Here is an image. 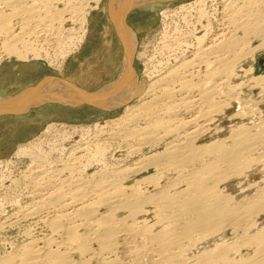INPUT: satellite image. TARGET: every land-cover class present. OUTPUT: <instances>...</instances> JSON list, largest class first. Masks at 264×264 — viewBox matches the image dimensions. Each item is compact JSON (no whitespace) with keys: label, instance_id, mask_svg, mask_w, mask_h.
<instances>
[{"label":"bare ground","instance_id":"6f19581e","mask_svg":"<svg viewBox=\"0 0 264 264\" xmlns=\"http://www.w3.org/2000/svg\"><path fill=\"white\" fill-rule=\"evenodd\" d=\"M60 1H65V6L55 8ZM167 1L173 0H107L108 14L124 48L121 70L112 82L87 90L71 80L46 76L44 82L17 93H0V115L22 114L53 102L67 106L89 103L106 110L124 107L117 117L94 123V129L81 127V132L93 131L95 137L84 147L78 144V149L89 154L85 162L84 155L68 151L73 150L68 147L71 141L61 144L55 138L51 142L45 135L19 144L10 160L0 161V167L15 159L29 161L19 173L27 181L21 183L25 192L0 198V212L5 211L6 203L16 204L14 212L0 219V234L21 227L25 239L0 254V264H128L120 256V237L139 227L140 223L135 222V227L130 226V214H137L139 209L143 212L142 203L151 200L158 204L162 220L178 224L177 229L162 228L164 232L158 233V251L155 249L162 264H264V186L252 195L240 194L242 198L238 199L219 190L222 180L217 186L214 179L219 174L225 177L226 171L237 175L251 161H261L263 124L257 123L262 130L258 127L261 132L256 133L243 124L230 137H223L225 130L212 128L213 113H221L220 104L226 101L222 97L238 102L235 115L247 112L242 98L234 96L236 85L232 83L243 68L238 70L237 59L245 53L242 49L249 46L251 38L262 39L251 50L264 47V0H186L174 9L166 8L162 12L165 21L168 18L176 22L162 28L156 51L158 62L139 80L133 66L138 35L128 19L141 5ZM102 3L103 0H0V52L22 61H43V56L36 55L44 53L50 68L61 69L86 38L90 10ZM70 19L75 24L67 28L64 25ZM260 78L255 77L257 83ZM226 106L230 107L231 101H226ZM52 130L59 128L49 124L45 132ZM122 151L124 154L118 153ZM95 165L101 168L92 171ZM150 169L154 174L172 170L182 174L179 182L178 177L171 185L167 181V187L143 199L139 190L157 181V177L150 174L135 181L132 177ZM181 183L185 187L177 191ZM175 187V191L168 190ZM25 193L29 200L22 203ZM124 211L131 213L120 217ZM226 227L233 230L239 244L224 241ZM190 237H196L197 243L187 245L183 239L192 240ZM189 247L200 252L194 256L195 263L183 259Z\"/></svg>","mask_w":264,"mask_h":264},{"label":"rangeland","instance_id":"374dc122","mask_svg":"<svg viewBox=\"0 0 264 264\" xmlns=\"http://www.w3.org/2000/svg\"><path fill=\"white\" fill-rule=\"evenodd\" d=\"M183 1H186V0H173V1H167V3L166 2H161V3L157 2L154 4L141 5V6H139L133 10V14L131 15V17L128 20L130 21V24L135 28V31L137 32V35H138V43H137L135 54H134L133 66L137 72L139 80L143 79L145 77L146 73H148V69H149V71H151L153 68V65L158 62L157 58H159V56H158L157 52L159 51V48H157V47H159L158 45H159V42L161 41V37H162L161 33L165 29V25L166 26H168V25L174 26V23L176 22L174 19L170 20L168 18H166V21H165L163 15H162L163 14L162 12L166 8L167 9H174L177 5H179ZM64 6H65V1H60V2L55 3V8L56 7L57 8H63ZM90 11L91 12L88 15V19L90 21L88 20L89 25H88V32H87L86 38L84 39V42L81 43L79 48H76L77 50L74 49L70 53L68 58H66L67 62H65V64L62 66L61 69H56V68H52V67L50 68V66L47 65V63L45 62V61L48 62V59L44 55V53H42L41 55H36V56H38V57L40 56L39 58H41L43 56L42 58H44L45 60L43 59V61L42 60L41 61L43 63H45L46 66H44V67H46L48 74L56 76V77H65L66 79H68L67 77H71L75 80L83 81L85 86L88 88H98V87L102 86L103 84L113 80L117 76V74L120 70V66L122 65V61H123V57H124V53H123L124 48L122 45L123 43H120V41L118 40L117 33L113 30V26H112L113 21L109 18V15H108L107 0H103V3L98 8L90 10ZM72 21L73 20L70 19L69 21H67L65 23L64 26L67 28H71V26L74 27L73 24H75V22H72ZM172 21H174V23ZM162 28H163V30H162ZM261 42H262L261 38L254 36L253 38H251V41L248 44L249 46H247V47L245 46L244 47L245 49L244 48L242 49V53H243V51H245V53L242 54L241 56H239L240 59L238 58L237 59L238 61L236 63H237V65H239L238 70L241 66L243 68L241 67L242 71L241 70L239 71L240 76L235 77L233 79L234 83H232L233 86L236 85L235 86L236 90L233 91L234 96L242 98L243 106H245L244 107L245 109L242 107L243 110H247V112L249 111L250 113L244 112V114H242L241 116L235 115L238 112L237 110L239 109V104L234 99L229 100L228 97H227L228 99L225 97H222L221 100L226 99V101H231V106L228 108H227V106L225 107L226 101H223L220 104L222 107L221 108L222 110L220 109L221 113L218 110L220 108L219 107L220 105L217 108L218 111L213 113L212 117L214 118L215 122H214V124H212V128L214 130L217 128H218V130H221V129L225 130L223 137L232 136L233 133L236 132L240 126H243V124L251 127V128H249V127L248 128H249V130L253 129V130H251L252 133H256L258 131L261 132L259 130V128L261 130H262V127L264 128V47L262 46V47L255 49V50H251L252 46L254 47ZM238 51H241V49H238ZM0 54H3V55H0V60L1 59H7L8 57L16 58V56H14V55H7V54H4L3 52H0ZM155 56H156V58H155ZM233 58H235V57H233ZM238 62L241 63V65ZM246 70L248 71L247 73H246ZM254 76L255 77L262 76V79L260 78L261 80L259 79L258 83H257V79H255ZM71 81L76 83L73 80H71ZM10 94H13V93H10ZM133 102H135V100H133ZM222 103H224V104H222ZM223 107H225V108H223ZM252 108H254V109H252ZM123 110H124V107H120V108L114 109V110H106L103 108L99 109V107H94V106H90V105L86 106L84 108L78 107V108L65 109L58 104H53V105L47 104V105L35 106V107L29 109V111H26L22 114L21 113L20 114L6 113L3 115H0V161L5 162V161H7V159L10 160L13 157L12 154H14V152L16 151L17 146L19 144L26 143L27 141L34 139L38 136L45 135L48 137L49 140L52 139L51 142L52 141L54 142L53 139H55V138H56L55 142L58 141L57 143H61V144L67 143L64 141H68V140H69L68 142L71 141V143H69L68 147H69V149L72 147L73 150L70 149L68 151H76V152H78L77 155H79V154L84 155L82 158V161L85 162V161H87L86 158H89V156H87L88 153L86 152V150L82 151V149H78V146H79L78 144L81 143L80 146L84 147L85 143L94 142L95 137L93 135L94 134L93 131H88L89 134L87 131H85V132L82 131L83 132L82 133L81 127H89L91 129H94L93 128L95 125L94 123H96V124L97 123H103L107 120L115 118L119 114H121L123 112ZM223 111H224V113H223ZM259 122L262 123L263 126H262V124H259ZM257 123L259 125H261L262 127L258 126ZM49 124L57 126L59 128V130H57V131L52 130L49 133L45 132V129L49 126ZM252 126H257V127H252ZM76 128L77 129L79 128L78 129L79 133H78V130H76ZM70 129H75L76 131H74V133L72 132L69 134L67 132H65V131H68ZM230 130H232V131H230ZM84 133L86 135H84ZM261 133L263 135L264 132L262 131ZM55 134L57 136H55ZM67 134L72 136L71 137L72 140H70L71 138H68L69 136H67ZM80 134H83V137H82V135L79 136ZM62 135H64V136H62ZM57 137H59V139ZM63 137L64 138L66 137V138H65V140L61 141L62 139H64ZM263 137H264V135H263ZM228 141L231 143L232 138H230ZM70 144H71V146H70ZM122 149L124 151V148H122ZM123 151L118 152V153H123ZM262 151H263V154L260 158L261 161L260 162H255L254 160L251 161L250 165H246L247 167L245 166V169L243 170V172H241L242 174L241 173H235L237 175H233V172H230V171L227 172L226 171L225 174L227 177L226 176L221 177L224 174L223 175L219 174L220 177L214 178V179L219 180V181H217V180L215 181L216 184L219 183L220 180H222L219 183V187H220L219 190L222 189V191L226 194L235 195L238 199L241 197V195H242V197H244L247 194L252 195V194L256 193L257 191H259L264 186V162H263L264 161V149ZM85 152H86V155H85ZM144 152H146V151H144ZM69 153L70 152H67V154H69ZM257 154L258 153H256V155ZM254 158H256V156ZM22 160H20V159L16 160L15 159L13 162L16 161L17 163L12 162L11 164H8V165H4V164L1 165L0 176L5 177V179L0 177V180L4 179L3 182H0L1 185L3 184L2 186L0 185L1 186L0 187V198H2V196L3 197L9 196L12 198L13 194L20 193V191L21 192L24 191L25 185H23L21 183L25 184V182H27V181L24 180L25 178H22L23 176L20 174H22V170L25 168V166L28 164L27 162H29V161L26 160L27 161L26 162V161H22ZM255 160L259 161L258 157ZM113 161L114 160H112V162ZM129 162H131V161H129ZM95 167H97L98 169L97 168L95 169ZM100 168H101V165H95L94 168H92V171H94L93 169L99 170ZM153 171H154V169H150V171H144L143 173L132 177L133 181L141 178L142 176L150 175V174L157 177V178H155V179H157V181L154 180L153 183H149L147 185H144L143 188H141V191L139 190V197L141 196L140 198L144 199V196L146 197L152 193L160 191L161 189L167 187V185H171L174 181L179 182V177H180L179 174H182L181 172L179 173L178 170H176V171L172 170L169 173L168 172L162 173V175H163L162 176L160 173L154 174L155 172H153ZM161 177H162V179H161ZM15 178H17V179H15ZM219 178H221V179H219ZM12 179H14L16 182L14 180L12 181ZM17 180H18V182H17ZM158 180H160V184H158L159 183ZM19 181H20V183H19ZM167 181H168V183H167ZM12 182H13V184H12ZM170 182H172V183H170ZM154 183H156L158 185L156 186V184L154 185ZM166 183H167V185H166ZM181 184H179V187H178V185L176 186L178 189H176V187H175L174 189L169 188L168 190H170V191L171 190L175 191V189L177 191L182 190L185 187V185L183 183H181ZM161 185H163V186H161ZM217 186H218V184H217ZM149 191H151V192H149ZM141 192H143V193L145 192L144 193L145 195L144 194L141 195L142 194ZM26 195H27L26 193L24 195H22L23 196L22 200H21L22 203L29 200V198ZM23 200H25V201H23ZM150 202H148V203L143 202L141 206L144 207L143 209H145V210H143V212H141L142 209H139L140 213L138 210V213L137 214L135 213V215L130 214L131 212H129V211H124V213L123 212L120 213V217L122 215H123L122 217L128 216L129 214L131 215L129 220L130 221L132 219H134V220H132L131 222L129 221L130 226L135 227V225H139L137 223H140L139 227L136 226V228L134 230L135 233L130 232V235L128 233L127 235L120 237V248H119L120 256L122 257V259L124 258L123 260L128 264H130V262H131V264H136L138 261H139V263H137V264H143V263L144 264H155V262L158 264L159 262H161V257L156 256L158 253L157 251H158V247H159L158 246L159 243L156 240L160 236V235H158V233L160 234L162 231L164 232V230L166 228L167 229L165 231L172 230V229L174 230V229H177V227H178V224L176 222H174V224H173V222H172V224H170L169 223L170 221L167 222V219H166V221H165V219L162 220L161 217L163 218V215L161 216V213L158 211V208H157L158 204L156 202H154V200H153V202H152V200ZM8 203H10V204H8ZM8 203H6L3 206L5 211L3 210L2 212H0V214H1L0 219H3L2 217H5V215L10 214V213L15 211L14 208L16 207V204H12L11 202H8ZM143 204H144V206H143ZM155 208H156V210H155ZM8 210H10V211H8ZM157 213H159L160 216L157 215ZM263 214H262V217H263L262 220L264 219ZM132 216H136V217H132ZM158 219H159V221L161 219V221H160L161 223H158L159 222V221H157ZM163 221H164V225L162 224ZM167 223L170 225V226L168 225L169 228L167 227ZM147 224L149 226H151L153 229L151 227H149ZM142 225H144L145 227ZM171 225H173V226L171 227ZM140 226L142 229L140 228ZM143 227H144V230L147 228L145 230V233L143 232L144 231ZM174 227H176V228H174ZM14 228H15V230L10 228V229H8V231L2 232L0 234V254H2V253L4 254L5 252L7 253L8 251H11L12 244L15 246V245H18V244H21L22 242H24L23 240H25V239H24V235L21 232V227L20 228L14 227ZM137 228H139L137 230L138 232L136 231ZM148 228H151V230H149ZM162 228H164V230ZM226 229H228V230H226ZM147 230H149L150 233H149V231L147 232ZM231 230H232L231 228H228V227L225 228L227 236H225V240L224 239L223 240L225 242H229V243L230 242L234 243L233 240H235V242L236 241L237 242L234 244L237 245L240 242H238V240L235 239L237 237L234 233H232L233 230L232 231ZM152 232L156 233V234H153ZM155 235L157 237L156 239H154ZM4 236L5 237L7 236L6 240H8V239H9V241L12 240L11 241L12 243L9 241L5 242ZM230 237H231V240H230ZM190 238H192V240H190L189 238L183 239V240H185V243H187V245H190L192 243L195 244V242L197 243L198 240H196L197 239L196 237L195 238L190 237ZM151 239H152V241H151ZM237 239H239V238H237ZM153 241H156V242L154 243ZM192 241H194V242H192ZM9 243H11V244H9ZM126 244H128V245H126ZM198 245H201V243ZM145 246H148V247L150 246L149 247L150 249L145 248ZM155 248H157V251ZM189 248H191V247H189ZM189 248H187L185 250V253L183 252L185 255V256H183L184 257L183 259H185V257H186V258H189L187 260L190 263H195V262H197V259L194 256H196L195 254H199L200 252H199V250L197 251V248H195V247H192L191 249H189ZM7 249H10V250H7ZM138 249H141L140 250L141 252ZM145 249L149 250V252ZM150 250H151V252H150ZM152 250H155V251H152ZM139 252H140V254H139ZM136 253H138V254H136ZM187 254H189V256ZM143 255H144V257H143ZM152 255H154V256H152ZM136 258H137V261H136ZM133 259H134V262H133ZM152 259L153 260L155 259V261H153ZM158 259H160V261ZM195 259H196V261H195ZM198 260H199V258H198ZM159 264H162V262Z\"/></svg>","mask_w":264,"mask_h":264},{"label":"crops","instance_id":"0c3cea01","mask_svg":"<svg viewBox=\"0 0 264 264\" xmlns=\"http://www.w3.org/2000/svg\"><path fill=\"white\" fill-rule=\"evenodd\" d=\"M109 18L111 19L110 15H109ZM112 26H113V30L117 33L118 40L120 41L121 39H119L120 37L118 35L117 29H116L114 23L112 24ZM120 43H122V41H120ZM13 60H15V61H13ZM29 61H31V62H29ZM44 66H46L45 63H43L42 61H39V60L22 61V60H18L16 58L4 59L0 64V93H2V94L17 93L19 91L26 89L25 87H27V86L29 87V85L35 86V85L40 84V82H44L47 79L46 76L47 77H50V76L56 77V76H52V75L48 74L47 69ZM121 67H122V65L120 66V70H121ZM120 70H119V72H120ZM119 72H118V74H119ZM44 77H45V79H43ZM58 78H60L62 80L66 79L65 77H58ZM67 78L69 80L75 81L79 86L86 88L87 90L97 89V88L86 87L85 84L83 83V81H78V80H75L71 77H67ZM110 82H112V80L107 82V83H110ZM107 83H105V84H107ZM50 104L51 105L58 104L65 109L78 108V107L84 108L86 106H89V103H84V104H81L79 106H69V105L67 106L65 104L55 103V102L50 103ZM90 105L94 106V107H98V106L93 105V104H90ZM99 108H101V107H99Z\"/></svg>","mask_w":264,"mask_h":264},{"label":"water","instance_id":"95a60500","mask_svg":"<svg viewBox=\"0 0 264 264\" xmlns=\"http://www.w3.org/2000/svg\"><path fill=\"white\" fill-rule=\"evenodd\" d=\"M51 101H52V99H51ZM55 103H60V102H55ZM63 104V103H62ZM69 106H71V105H69Z\"/></svg>","mask_w":264,"mask_h":264}]
</instances>
